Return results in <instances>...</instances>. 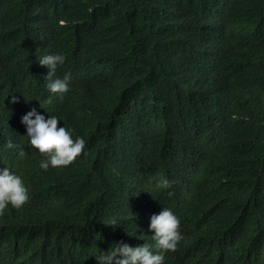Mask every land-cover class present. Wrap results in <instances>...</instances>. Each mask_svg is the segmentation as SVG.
I'll list each match as a JSON object with an SVG mask.
<instances>
[{
    "label": "trees",
    "instance_id": "trees-1",
    "mask_svg": "<svg viewBox=\"0 0 264 264\" xmlns=\"http://www.w3.org/2000/svg\"><path fill=\"white\" fill-rule=\"evenodd\" d=\"M253 1L230 23L234 55L203 0H0V169L31 191L0 217V264H99L120 241L155 252L150 217L163 207L183 237L164 264H264V0ZM44 42L69 60L63 102L33 64ZM252 48L247 79L260 84L246 99ZM32 107L84 138L73 164L39 167L14 121Z\"/></svg>",
    "mask_w": 264,
    "mask_h": 264
},
{
    "label": "clouds",
    "instance_id": "clouds-1",
    "mask_svg": "<svg viewBox=\"0 0 264 264\" xmlns=\"http://www.w3.org/2000/svg\"><path fill=\"white\" fill-rule=\"evenodd\" d=\"M74 4L76 0H61ZM207 15L213 22L216 31L224 34V45L229 53L232 52L229 46L231 34L230 23L240 18L248 7L254 3L253 0H203ZM70 25L66 21H60L59 26ZM257 49L252 48L246 56V68H242L239 76L244 97L252 98L253 88L259 85L257 79H247L251 71L250 60ZM264 56V49L260 50ZM244 60L242 55H237ZM249 57V63H248ZM94 59L95 55H90ZM33 64L41 74L45 86V94L63 102L72 91V74L68 72L69 60L67 55L59 50L54 42L41 43L33 54ZM249 65L250 69H247ZM253 68V67H252ZM214 75L222 81L228 76L223 72L216 71ZM202 78L198 73L192 75V79ZM18 97H12V103H18ZM42 107V105H41ZM43 108V107H42ZM238 120V116L233 117ZM15 124L23 134L24 140L29 148L39 153L43 159L39 161V167L45 171L51 168H65L73 164L84 152L86 141L83 137H77L75 130L63 118L56 114L46 112L37 107L24 109L14 117ZM9 149L18 147L11 141L7 143ZM26 155L24 149H20L19 158ZM26 180L23 181L20 175L14 174L8 168L0 169V217L5 210L11 206L20 210L29 200L30 189ZM164 189L169 187V181L164 179L157 185ZM172 195L171 192L168 193ZM107 226L117 227V221L113 218ZM150 230L154 233L152 239L155 242V252L152 246L145 243L142 246H130L123 241L115 244L108 252L96 256L99 264H164V253L175 252L179 242L182 240L180 232V220L169 208L163 207L159 214L150 217Z\"/></svg>",
    "mask_w": 264,
    "mask_h": 264
}]
</instances>
